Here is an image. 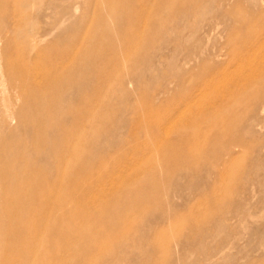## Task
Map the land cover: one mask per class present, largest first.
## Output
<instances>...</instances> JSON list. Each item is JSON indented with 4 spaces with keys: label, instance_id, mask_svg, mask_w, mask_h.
<instances>
[{
    "label": "rangeland",
    "instance_id": "374dc122",
    "mask_svg": "<svg viewBox=\"0 0 264 264\" xmlns=\"http://www.w3.org/2000/svg\"><path fill=\"white\" fill-rule=\"evenodd\" d=\"M21 1L0 0V136L36 253L0 264H264V0Z\"/></svg>",
    "mask_w": 264,
    "mask_h": 264
},
{
    "label": "bare ground",
    "instance_id": "6f19581e",
    "mask_svg": "<svg viewBox=\"0 0 264 264\" xmlns=\"http://www.w3.org/2000/svg\"><path fill=\"white\" fill-rule=\"evenodd\" d=\"M238 2H240V1H238ZM18 5H20L23 8L30 9L31 6L33 5V2H30L29 0H22L21 2L18 3ZM240 7L241 6L235 2H232L230 4V7H229L230 19L233 23V29H232V33H231V43L232 44L236 43L238 28L242 29V28L247 27V25L250 21V18H252V16H250L249 13L245 14V12L244 13L240 12L241 8H242V7L241 8ZM112 11H113V13L116 14L117 13L116 7L112 8ZM33 22L34 21H32L30 18H25V19L20 21V24L22 27L29 29V30H32ZM241 36H243V35H241ZM244 36H245V34H244ZM28 37L26 36L24 39H28ZM20 38H23V35L17 34V39L20 40ZM241 48L246 49L245 43L242 45ZM7 74H9V70H7L6 66L3 65V68L1 70L0 75L2 77H5V76H7ZM262 88L264 90V84H263ZM2 96H3V94H2ZM4 101L7 102L8 99L5 98ZM7 113L9 116L11 115L12 117L16 118V120L18 121L17 124L20 123V120L18 118V115H19L18 110L11 109ZM23 113L24 112L22 111V114ZM46 116H47V118H51L52 114L48 113ZM25 122L26 121H24L23 123H25ZM27 124L32 126L33 128H35L36 136L38 138H41L42 132L37 127L36 122L35 121H30V122L27 121ZM13 129L14 130L16 129V131H17V129H19V127L13 128ZM67 134L69 135V137H73L72 133H67ZM64 137H66V136H64ZM81 137H83V135L80 136L79 138H81ZM237 147H239V146H237ZM240 148H241V146H240ZM13 155H15V157H16L15 160L11 159V157ZM75 155H77V152H75ZM233 157L234 156L232 154L229 155V160L226 162V167H228L227 169H229V166H231V165L233 166V159H232ZM21 159L23 160V157L20 155V151L17 150V152H16L14 145L7 143L3 139V137L0 136V237L4 238V240L2 242H0V251L16 249L18 253H21L24 255L28 254V255L32 256V255H35L36 252L31 251L30 244H25L21 241V239L25 236V234L29 240L34 238V236H32V234L30 233V230H31L30 227H28L26 225V223H25V226H27V229H25V226H24V220H25L24 214H25V211L28 209H26V210H25V208L21 209L22 208L21 202L24 201V198L22 197L23 196L22 195V189L24 187L32 186V184H30L31 181L21 182L19 180L20 174L22 172V167L20 166V160ZM68 167L72 169L73 166L69 165ZM80 167L85 168V165L80 164ZM38 183L44 185V183L41 180ZM39 200H42V199H39ZM41 202H44V200H42ZM11 222H20V223H23V225H22V227H19V228H13V226L10 225ZM66 236L70 240L73 238V236H71V233L66 234ZM36 240H37V237H35L33 241H36Z\"/></svg>",
    "mask_w": 264,
    "mask_h": 264
}]
</instances>
